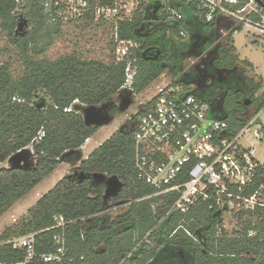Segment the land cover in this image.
<instances>
[{
    "label": "trees",
    "instance_id": "trees-1",
    "mask_svg": "<svg viewBox=\"0 0 264 264\" xmlns=\"http://www.w3.org/2000/svg\"><path fill=\"white\" fill-rule=\"evenodd\" d=\"M167 4L182 15L180 22L169 25L155 20L147 27L148 16H153L154 7L159 6L158 1H151L119 29L121 40L134 41L143 51L132 82L134 94L145 91L173 64L180 68L186 56V43L178 39L180 30L201 37L205 32L206 27L194 18L189 8L178 3ZM18 14L30 30L15 37ZM60 27V24H47L39 0H0V29L6 33L8 44L18 50L22 65L21 74L14 79L9 66L0 61V164L28 146L36 158L33 168L0 171V217L62 161L75 159L78 154H66L79 151L95 134L97 128L88 126L72 108L99 106L120 93L125 83L126 63H115L113 57L107 63L82 60L74 53L54 61L42 57L59 35ZM233 33H228L218 52L220 66L233 65ZM194 81L195 76L174 79L175 83L185 85ZM250 85L251 94L261 88L260 81L259 84L250 81ZM38 92H43L50 101L45 109L32 106ZM194 95L208 102L200 92L195 91ZM262 108L264 92L255 99L254 111ZM210 109L213 118L228 122L226 141L248 119L225 117L217 112L215 103ZM138 115L127 129L113 133L77 168L86 176L95 173L117 176L122 188L114 200L129 202L128 211L114 220L108 215L96 218L102 210L105 187L93 185L89 179L76 181L64 177L28 210L25 218L0 236V264H15L23 259V251L13 249L6 242L29 233H39L36 236L38 252L50 251L56 231L46 229L54 226L56 216L67 223L64 229L69 256H83L90 263H116L130 255L129 261L133 264H264V209L238 213L240 229L232 236L218 233L220 217H215L206 204H196L185 216L176 212L167 214L176 195L159 196L164 201L158 207L163 216L157 219L152 214L150 202L155 191L136 177L132 129ZM257 174L262 180H256L246 194L264 182V169ZM152 229L153 247L149 244L136 248L139 240ZM251 232L254 236H250Z\"/></svg>",
    "mask_w": 264,
    "mask_h": 264
},
{
    "label": "built area",
    "instance_id": "built-area-1",
    "mask_svg": "<svg viewBox=\"0 0 264 264\" xmlns=\"http://www.w3.org/2000/svg\"><path fill=\"white\" fill-rule=\"evenodd\" d=\"M39 1L49 24L65 27L91 23L109 27L114 61L126 63V78L120 93L134 98L137 94L132 93L131 87L143 51L138 43L121 40L119 29L151 1H158L156 15L166 24L182 20L178 10L167 4L172 2L189 8L198 22L215 25L220 32L233 31L234 35L246 29L253 39L264 40V0ZM185 38V32L180 30L178 39ZM191 89L189 85L175 83L174 79L163 81L139 110L132 129L137 180L153 189L154 196H177L167 214L176 212L185 216L198 203L206 204L215 217L264 209V182L246 194L256 180H262L257 173L264 169V163L254 156V143L264 142L261 120L264 108L248 118L238 133L226 141L228 122L213 118L207 103ZM66 225L61 216L54 217V226L46 229L56 231L48 252L40 253L36 249L39 233L8 240L6 244L24 253L23 259L15 264H133L130 255L116 263H90L83 256L70 257ZM254 234L251 232L250 236Z\"/></svg>",
    "mask_w": 264,
    "mask_h": 264
},
{
    "label": "rangeland",
    "instance_id": "rangeland-1",
    "mask_svg": "<svg viewBox=\"0 0 264 264\" xmlns=\"http://www.w3.org/2000/svg\"><path fill=\"white\" fill-rule=\"evenodd\" d=\"M18 21L14 32L15 37L23 36L29 32L30 28L27 22L20 14H18ZM18 23L20 27H17ZM48 25H50L47 22ZM111 30L109 27H103L102 25H96L90 23H81L79 25H67L60 27V33L54 38L53 43L44 52L42 57L47 58L50 61H54L60 57L75 54L82 60H98L107 63L113 57V49L109 45L111 39ZM221 39L219 41L224 44L228 35L226 32H220ZM233 45L236 54L233 56V61L240 67L245 75H250L254 78L253 82L257 83L258 76L263 80L264 86V40H256L251 37L248 30L242 29L233 35ZM0 61L6 63L9 66L11 76L14 79L22 72L21 58L18 50L8 44L6 39V33L0 29ZM252 63L254 70L251 72L250 66L247 62ZM195 62L194 58L187 59L184 62V67L191 66ZM256 74V76L254 75ZM169 74L164 72L154 83H152L145 91L138 94L135 98L127 93H117L110 100L102 103L99 106L90 110L89 124H96V119L100 118V126L96 127L95 134L84 143L82 154L78 152V156L75 159L69 161H62L60 166L53 171L48 177H46L40 184H38L29 194H27L21 201L14 205L7 213L0 217V236L19 223L23 218L27 216L28 210H30L36 202L49 190H51L62 178L70 176L71 179L78 177V166L80 163L91 154L100 144H102L110 135L115 132H119L123 129H127L130 125V121L134 116L143 109L147 103L152 92L155 90L157 84L168 81ZM171 80V79H170ZM50 101L43 92H38L32 101V106L35 109H45L49 105ZM79 110H85V114L89 115L85 105H77ZM115 110V113L112 111ZM261 120L264 123V115L261 116ZM255 145V157L260 163H264V142L254 143ZM30 153L28 160L29 164L35 163L36 159L32 154L31 148L24 149L23 151ZM22 152V151H21ZM18 165L19 168H32L33 165H24L25 161L21 160ZM13 163L9 164L7 161L0 164V171L11 168ZM79 181V179H77ZM104 196L102 210L96 215V218L108 215L111 220L118 218L128 211L129 202L115 201L114 197L107 195ZM163 199L153 196L150 202L152 214L157 219H161V215L158 211V207L163 204ZM238 213L220 214V224L218 230L220 233H225L228 236H232L237 232L240 227L238 225ZM159 223V222H158ZM157 223V224H158ZM156 224V225H157ZM155 227V226H154ZM199 230V229H198ZM153 229L144 235L140 240L149 241V244L153 247L152 240L150 238ZM198 232V231H197ZM143 242L142 245H149ZM150 246V247H151Z\"/></svg>",
    "mask_w": 264,
    "mask_h": 264
},
{
    "label": "flooded vegetation",
    "instance_id": "flooded-vegetation-1",
    "mask_svg": "<svg viewBox=\"0 0 264 264\" xmlns=\"http://www.w3.org/2000/svg\"><path fill=\"white\" fill-rule=\"evenodd\" d=\"M155 20H158L156 14L148 16L146 26L149 27ZM201 24L206 27L203 28L205 32L202 37L189 35L184 31L186 38L180 42L186 43L184 47L186 56L180 68H176L173 64L165 72H168L170 79L195 76V81L188 85L191 86L192 93L200 92L201 96L208 99L206 103L209 110H211V104L215 103L217 112L223 116H232L236 120L247 119L251 113L252 115L255 113L256 94H251L250 85L253 77L245 75L234 61L230 67L219 65L218 52L224 45L219 41L220 29L215 25ZM235 54L236 52L233 56ZM191 58H194L195 62L191 66L184 67L183 63Z\"/></svg>",
    "mask_w": 264,
    "mask_h": 264
},
{
    "label": "water",
    "instance_id": "water-1",
    "mask_svg": "<svg viewBox=\"0 0 264 264\" xmlns=\"http://www.w3.org/2000/svg\"><path fill=\"white\" fill-rule=\"evenodd\" d=\"M157 10H158V5H156L154 7L153 15L156 14ZM17 27H20V24L19 23H18ZM77 107L78 106H74V110H76L81 115L83 121L88 126H90L92 128H96V127H98V126L101 125L99 123L100 118H97L96 119V122H95L96 124H94V125H90L89 124V120H90V110L93 109L96 106H94V107H92V106H86L87 110H89V113H88L89 115H86L85 114V110L84 109H83V111L82 110L80 111L79 108H77ZM28 147L31 148V146H28ZM28 147L19 150L16 154H14V155H12V156L9 157L6 160L7 163H9V164L13 163V164H12V166H10L11 168L5 169V170H10V169H26V168H19L18 167V165L21 163L20 162L21 160L25 161V164H21V166H24V165H33V164H29L30 161L28 160V157L30 156V153H28L26 150L23 151L24 149H27ZM31 151H32V148H31ZM32 154L34 155L33 151H32ZM72 154H79V153H78V151H72L70 153H67L66 156H69V155H72ZM34 157H35V155H34ZM78 158H79V156H78ZM34 165H35V163H34ZM34 165H33V167H34ZM28 169H30V168H28ZM67 178L71 179L70 176H68ZM75 179H76V181H77V179H79V181H81L83 179H89L93 185H103L105 187V190L103 192V195L104 194L107 195V196L110 195V197L111 196L112 197H115L119 193V191L121 190V188H122V183L120 182V180L118 179V177L115 176V175L107 176V175L102 174V173H95V174H92L90 176H86L83 173L78 172V177L75 178ZM103 195H102V200L104 201V196Z\"/></svg>",
    "mask_w": 264,
    "mask_h": 264
},
{
    "label": "crops",
    "instance_id": "crops-1",
    "mask_svg": "<svg viewBox=\"0 0 264 264\" xmlns=\"http://www.w3.org/2000/svg\"><path fill=\"white\" fill-rule=\"evenodd\" d=\"M232 38H233V36H232ZM248 63H250V62L248 61ZM250 65H251L250 70H251V72H253L252 70H254V67H253L252 63H250ZM254 75L256 76L255 73H254ZM257 79L260 81L261 88H260V90L256 93V96H255L256 98L260 97L261 94L264 92V86H263V80H262V78L258 76ZM253 80H254V78H253ZM257 84H259V82H257ZM251 116H252V115H251ZM249 118H250V117H249ZM110 136H111V135H110ZM110 136H109V137H110ZM89 139H91V138H89ZM107 139H109V138H107ZM107 139H106V140H107ZM106 140H105V141H106ZM105 141H104V142H105ZM104 142H103V143H104ZM100 145H101V144H100ZM100 145H99V146H100ZM99 146H98V147H99ZM83 147H84V145H83V146L79 149V151H78V152H80L81 154H82V149H83ZM96 149H97V148H96ZM96 149H95V150H96ZM91 153H92V152H91ZM88 156H89V155H87V157H88ZM87 157H86V158H87ZM86 158H85V159H86ZM85 159H84V160H85ZM62 179H63V178H62ZM62 179H61V180H62ZM75 180H76V179H75Z\"/></svg>",
    "mask_w": 264,
    "mask_h": 264
}]
</instances>
